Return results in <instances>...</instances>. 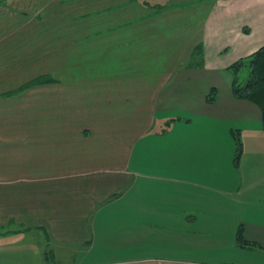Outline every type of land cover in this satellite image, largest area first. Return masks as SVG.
<instances>
[{
	"label": "crops",
	"instance_id": "obj_1",
	"mask_svg": "<svg viewBox=\"0 0 264 264\" xmlns=\"http://www.w3.org/2000/svg\"><path fill=\"white\" fill-rule=\"evenodd\" d=\"M262 45L264 0H2L0 264H258L261 110L209 78Z\"/></svg>",
	"mask_w": 264,
	"mask_h": 264
},
{
	"label": "trees",
	"instance_id": "obj_2",
	"mask_svg": "<svg viewBox=\"0 0 264 264\" xmlns=\"http://www.w3.org/2000/svg\"><path fill=\"white\" fill-rule=\"evenodd\" d=\"M0 2H2V0H0ZM230 68L234 71L232 90L235 96L251 100L260 107L264 127V45L250 55L236 60L230 65ZM244 69H247V75L245 78L240 75ZM57 80L59 79L55 75L42 74L37 78L24 83L20 87V90H24L32 85L57 82ZM234 132H238V129H235ZM237 140L238 150L241 153L242 143L239 138H237ZM238 240H245L243 239L241 230L238 232ZM243 242L248 243L246 241Z\"/></svg>",
	"mask_w": 264,
	"mask_h": 264
},
{
	"label": "rangeland",
	"instance_id": "obj_3",
	"mask_svg": "<svg viewBox=\"0 0 264 264\" xmlns=\"http://www.w3.org/2000/svg\"><path fill=\"white\" fill-rule=\"evenodd\" d=\"M213 0H209V3H211ZM42 62H46V67H48L49 69H53L54 71L56 70L57 64H56V57L55 54L48 56L47 59L42 60ZM45 67V66H44ZM246 70V69H244ZM244 70H242L241 72V76L246 73L244 72ZM233 71V70H232ZM232 71H230V69H226L225 71H221L219 74L214 75V77H210L209 81L211 84H219L221 85V87L223 88V90H229L231 88V84H232V78H233V73ZM244 72V74H243ZM25 109L23 107H20L18 112L20 113L21 110ZM33 112L35 114H41L42 113V109L41 106L38 105V107L35 108V110H33ZM23 113V112H22ZM25 114H29V109L25 111ZM27 118V117H26ZM18 120H21L20 118H17ZM24 120H26L24 118ZM242 139V137H241ZM245 141L248 146L250 147H255L259 141H264V128L263 129H248L242 139V151L244 153V142ZM246 152V151H245ZM242 153V154H243ZM235 156V155H234ZM233 156V162L238 161L235 160ZM242 164L241 167H239V164H236V167L238 168V172H240L241 170H252L253 172H258L260 169H263L261 166L264 165V157L263 156H259V157H253V156H247L242 158ZM255 192L260 193L263 192L264 194V187L262 186H258L257 188H255ZM260 250H258V253L261 254L263 256V258H258V261L256 263L258 264H264V250H262L261 248H259Z\"/></svg>",
	"mask_w": 264,
	"mask_h": 264
}]
</instances>
